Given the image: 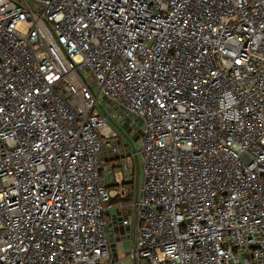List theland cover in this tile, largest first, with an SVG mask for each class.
I'll list each match as a JSON object with an SVG mask.
<instances>
[{"label": "built area", "instance_id": "1", "mask_svg": "<svg viewBox=\"0 0 264 264\" xmlns=\"http://www.w3.org/2000/svg\"><path fill=\"white\" fill-rule=\"evenodd\" d=\"M115 227L264 264V0H0V264H115Z\"/></svg>", "mask_w": 264, "mask_h": 264}, {"label": "rangeland", "instance_id": "2", "mask_svg": "<svg viewBox=\"0 0 264 264\" xmlns=\"http://www.w3.org/2000/svg\"><path fill=\"white\" fill-rule=\"evenodd\" d=\"M140 124L133 128L130 131V136L136 138V142L140 141L141 137V132L139 130ZM135 140V139H134ZM141 142H138V145H140ZM105 157L110 161L112 157L110 155H105ZM115 165L112 166V173L116 171V178L119 181L124 180V174L122 170H119L122 168L120 163H114ZM138 175H141L140 169L138 167L135 168V182H134V187L137 185V181L139 182ZM110 178H112V175L110 174ZM140 181H141V176H140ZM112 194H114V191H112ZM112 214H115V210H112ZM110 234V238L112 239V249H113V257H114V262L115 264H133L131 263L130 258L126 257V253L130 249V241H128V238L130 236L131 230L129 229V232L126 229H120L119 227H115L112 229ZM129 233V235H128ZM121 259V260H119Z\"/></svg>", "mask_w": 264, "mask_h": 264}]
</instances>
